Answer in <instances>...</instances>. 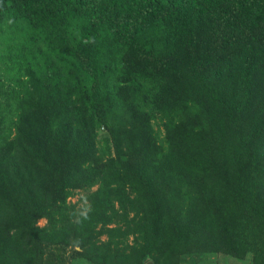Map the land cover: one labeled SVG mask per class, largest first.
<instances>
[{
    "label": "trees",
    "instance_id": "trees-1",
    "mask_svg": "<svg viewBox=\"0 0 264 264\" xmlns=\"http://www.w3.org/2000/svg\"><path fill=\"white\" fill-rule=\"evenodd\" d=\"M66 248L264 264V0H0V264Z\"/></svg>",
    "mask_w": 264,
    "mask_h": 264
},
{
    "label": "rangeland",
    "instance_id": "rangeland-1",
    "mask_svg": "<svg viewBox=\"0 0 264 264\" xmlns=\"http://www.w3.org/2000/svg\"><path fill=\"white\" fill-rule=\"evenodd\" d=\"M155 122L154 128L156 133L154 132V137L156 139L157 144L163 143L166 144V139H167V133L166 129L162 125V121L159 118H156L153 120ZM97 141H98V148L99 151L104 150L105 144L108 141V146L111 148V151H113V146L111 143V138H110V133L107 130V128L101 126L98 129V136H97ZM97 184L92 186L90 188L91 191L95 190L97 188ZM85 191L83 190H76L73 192V194L68 198V203L73 204L76 206V208H81L82 210H85L87 208V200H85ZM84 197V199H83ZM45 224V219L40 218L37 221L38 226H42ZM117 224H112L110 226H115ZM164 226H166L164 224ZM133 235H128L126 238L125 242L127 244H133ZM108 240V237L106 235H101L98 242H105ZM76 249H79L78 246L75 247ZM58 251H61L62 257L60 253L56 252V254H59L58 258L53 259V264H93L92 262H89V260L81 258L76 256V254L73 253L71 248H66V249H57ZM64 252V253H63ZM254 258V253L250 252L248 254H244L238 252L237 254L234 255H226V254H214V255H208L204 256L202 259H198L197 261H194L190 256H182L180 259L179 264H252V259Z\"/></svg>",
    "mask_w": 264,
    "mask_h": 264
},
{
    "label": "water",
    "instance_id": "water-1",
    "mask_svg": "<svg viewBox=\"0 0 264 264\" xmlns=\"http://www.w3.org/2000/svg\"><path fill=\"white\" fill-rule=\"evenodd\" d=\"M145 264H154L151 260H147Z\"/></svg>",
    "mask_w": 264,
    "mask_h": 264
}]
</instances>
